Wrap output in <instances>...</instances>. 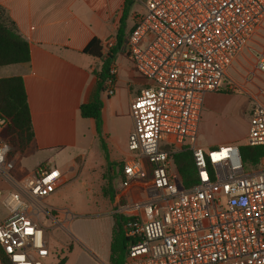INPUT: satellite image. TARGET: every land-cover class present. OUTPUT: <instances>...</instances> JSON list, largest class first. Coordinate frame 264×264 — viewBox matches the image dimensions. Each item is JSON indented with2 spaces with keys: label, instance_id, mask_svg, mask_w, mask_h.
<instances>
[{
  "label": "built area",
  "instance_id": "obj_1",
  "mask_svg": "<svg viewBox=\"0 0 264 264\" xmlns=\"http://www.w3.org/2000/svg\"><path fill=\"white\" fill-rule=\"evenodd\" d=\"M143 5L123 52L148 83L129 105L127 150L133 156L120 167L118 190L147 177L151 185L126 223L131 243L123 264H264V154L257 164L245 165L238 145H197L204 96L221 89L232 62L264 24V0ZM116 73L110 65L108 96ZM6 126L0 114V181L13 190L0 189V250L5 264H49V228L42 219L65 227L61 212L38 203L62 173L41 167L16 179L14 155L1 137ZM244 144L264 147L262 104L250 110ZM181 150L191 152L197 170L191 188L181 185L173 163Z\"/></svg>",
  "mask_w": 264,
  "mask_h": 264
},
{
  "label": "crops",
  "instance_id": "obj_2",
  "mask_svg": "<svg viewBox=\"0 0 264 264\" xmlns=\"http://www.w3.org/2000/svg\"><path fill=\"white\" fill-rule=\"evenodd\" d=\"M137 1H140L142 9L130 17L134 0L132 1L125 20L124 42L137 15L144 11V0ZM123 6L124 0H0V8L14 23L18 34L29 47V62L0 68V78H22L27 96L33 139L21 152L29 151L37 160L25 176L35 173L41 167H49L47 162L53 161L65 151L72 153L68 170L72 173L79 171L85 165L87 147L94 139L100 145L105 165L101 143L106 148L110 162L120 159L122 155H128L127 137L131 130L129 105L146 84L140 83V88L132 89L130 83L126 82L123 89L125 94L121 98L119 71L116 67L115 91L112 96L106 94V102L101 101L98 128L95 120L82 118L79 113V107L88 103L94 93V73L100 68V61L84 54L82 50L92 38L98 39L101 44L115 43L114 37ZM129 19L132 23L126 32ZM126 59L130 62L127 57ZM262 61L264 24L257 29L247 47L232 62L221 89L205 94L197 134L199 147L210 149L221 145L239 146V140L233 136V127L219 113L224 110L230 97L239 98L243 102L247 100L250 110L255 103L264 105V69L260 67ZM130 68L134 71L131 62ZM134 73L138 76L135 71ZM120 116L128 120V126L123 133H118L109 124L110 119L115 120ZM246 133L241 137L244 142ZM202 135L209 137L210 141L199 142ZM103 161L97 166L101 167ZM54 168L58 169L55 166ZM147 178L150 180L149 187L151 178ZM0 182L6 188L12 189L6 182ZM146 199V192L144 199H138L131 192L127 193L126 200L122 205L117 204L113 213L123 208L124 215L133 216L138 204ZM67 248L69 252L71 246ZM97 260L101 264H110L109 256L108 259ZM66 261L65 255L64 264Z\"/></svg>",
  "mask_w": 264,
  "mask_h": 264
},
{
  "label": "rangeland",
  "instance_id": "obj_3",
  "mask_svg": "<svg viewBox=\"0 0 264 264\" xmlns=\"http://www.w3.org/2000/svg\"><path fill=\"white\" fill-rule=\"evenodd\" d=\"M142 9L140 1L134 0L130 17ZM132 21L129 19L126 25V32L129 30ZM115 43H102V51L105 53ZM123 51H120L115 58V63L119 71L121 98L124 96L126 82L130 83L132 89L140 88V83L147 84L148 81L136 76L130 68V62L126 59ZM101 101L106 102V92L100 93ZM250 103L246 100L230 97L226 101L224 110L219 116L225 119L233 127V136L240 143L248 127ZM110 126L116 128L118 133H123L128 126V120L120 116L117 119H110ZM207 139V140H206ZM210 141L209 137L204 135L199 137V142ZM15 149V148H14ZM206 150L207 148L204 147ZM14 153L15 166L12 171L16 179H22L34 166L37 157L29 151ZM71 152L65 151L58 155L53 161H48L49 168L57 167L62 177L52 188L51 192L38 203L41 207L54 213L61 212V220L64 222V228L56 227L47 219H42V223L48 227L46 238L49 239L52 255L49 258V264H62V260L67 256L66 264H101L97 258L108 259L110 233L112 228L113 209L122 205L126 200L127 193H133L138 199L145 198L146 188L150 180L138 179L130 182L126 188L118 190L120 181L121 165L132 158L133 154L121 156L120 159L113 161L115 164L111 171L106 172V165L101 156L100 145L94 139L87 147L85 165L75 173L68 170ZM103 161L101 167L97 166ZM95 163V164H94ZM64 175V176H63ZM0 189L3 192L13 191L6 188V185L0 182ZM121 213L125 210L120 209ZM82 244V245H81ZM71 246L68 252L67 247ZM95 256L97 258H95Z\"/></svg>",
  "mask_w": 264,
  "mask_h": 264
},
{
  "label": "trees",
  "instance_id": "obj_4",
  "mask_svg": "<svg viewBox=\"0 0 264 264\" xmlns=\"http://www.w3.org/2000/svg\"><path fill=\"white\" fill-rule=\"evenodd\" d=\"M133 0H124L119 27L115 34V44L105 53L102 51L101 42L92 38L84 47L82 52L100 61V68L95 72V90L88 103L79 107L82 118L95 120L96 126L100 125V112L102 102L100 93L106 92L105 81L108 78L109 67L114 62L116 55L122 51L124 42L125 20L127 12ZM29 47L27 42L18 34L14 23L7 17L5 11L0 8V68L14 64L29 62ZM115 78V77H114ZM0 114L7 120V126L1 132L11 148L10 156L14 151H23L33 139L31 117L27 103V96L23 80L19 76L0 78ZM101 147L106 161V172L111 171L115 165L109 161L107 151L103 143ZM15 148V149H14ZM241 160L245 165L257 164L259 158L264 154V147H251L245 144L239 145ZM173 163L184 188H191L197 183V170L190 151L181 150L173 155ZM113 226L110 242V264H123L126 249L131 239L126 236V223L133 218L122 213L112 214ZM65 258L62 260L64 264ZM0 263L5 264L3 254L0 250Z\"/></svg>",
  "mask_w": 264,
  "mask_h": 264
}]
</instances>
